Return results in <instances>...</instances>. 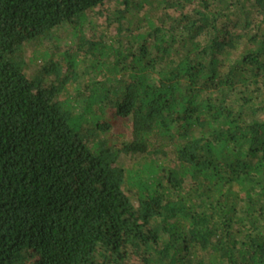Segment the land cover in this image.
<instances>
[{"label": "trees", "instance_id": "1", "mask_svg": "<svg viewBox=\"0 0 264 264\" xmlns=\"http://www.w3.org/2000/svg\"><path fill=\"white\" fill-rule=\"evenodd\" d=\"M0 264H264V0H0Z\"/></svg>", "mask_w": 264, "mask_h": 264}, {"label": "rangeland", "instance_id": "2", "mask_svg": "<svg viewBox=\"0 0 264 264\" xmlns=\"http://www.w3.org/2000/svg\"><path fill=\"white\" fill-rule=\"evenodd\" d=\"M31 53L30 52H28L27 53V56H29ZM126 123L124 122V121H117V123L114 125V131H116V132H122V131H124L125 130V128H126Z\"/></svg>", "mask_w": 264, "mask_h": 264}]
</instances>
